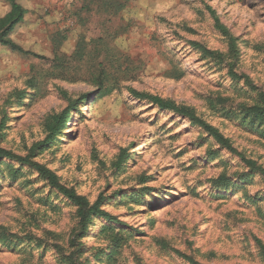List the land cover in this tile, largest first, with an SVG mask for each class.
I'll use <instances>...</instances> for the list:
<instances>
[{
  "label": "rangeland",
  "instance_id": "rangeland-1",
  "mask_svg": "<svg viewBox=\"0 0 264 264\" xmlns=\"http://www.w3.org/2000/svg\"><path fill=\"white\" fill-rule=\"evenodd\" d=\"M22 6L9 38L24 51L0 43V146L13 155L0 159V264H264L263 178L214 187L220 174L246 170L239 154L264 168V135L222 113L264 92V0H129L115 15L100 0ZM8 9L0 0V16ZM130 89L193 106L236 152ZM69 105L71 119L52 135ZM29 162L119 222L84 227Z\"/></svg>",
  "mask_w": 264,
  "mask_h": 264
},
{
  "label": "trees",
  "instance_id": "trees-1",
  "mask_svg": "<svg viewBox=\"0 0 264 264\" xmlns=\"http://www.w3.org/2000/svg\"><path fill=\"white\" fill-rule=\"evenodd\" d=\"M129 0H100L102 3L103 9L106 12H109L113 15L122 10L128 3ZM9 4L8 11L0 16V43L18 51H24L19 45L9 38V35L14 32L16 26L22 22L24 14L26 12L25 8L22 6V0H7ZM208 9L214 18L216 25L222 31H226L225 27L220 25L219 18L215 14L214 10L208 6ZM244 44H247V41H244ZM193 45L198 47L204 54H208L211 57H216V52L211 51L205 47H202L197 42H193ZM56 55L54 57V68L58 71V74H54L55 77L63 78L64 69L66 68L65 56ZM74 55L83 57L84 51L80 46L74 52ZM94 78V84L101 87L103 85L102 76H92ZM130 92L140 100H146L149 103L157 106L160 110L171 111L172 113L186 118L191 124L199 127L202 132L208 137L211 138L215 144L218 145V149H225L229 152H236L235 148L232 146V143L229 138H227L217 127L213 126L207 120H205L200 114L197 113L196 109L193 106L177 103L176 101L169 98H162L157 95L149 94L147 92H141L134 89H130ZM104 91L102 93L106 94ZM90 95L87 94L84 96V99H87ZM72 106L69 105L66 110L54 117V121L50 126L52 135L55 136L56 133L61 132L65 129L67 122L71 119L70 111ZM223 115L228 118L239 120L240 123L251 129L257 131L264 135V92H258L257 97L251 105L241 103L237 108L222 110ZM129 155V154H128ZM241 161L244 164L245 171L241 172L238 176H234L235 180L230 179L225 174H220L214 181V187L225 189L228 186H236L238 184L248 183L253 179V176L258 174L264 180V168L258 166L254 160L246 158L244 155L239 154ZM13 155L6 149L0 146V159L9 158ZM19 161H25L23 163L28 164V158H19ZM30 166L33 167L44 179L48 180L55 188H57L65 197L68 198L77 208L76 212L80 219V223L86 227V224L90 222L91 219H98L100 217H105L109 220H113L114 223L119 222L117 218L105 210L100 208V201L97 200L94 203H89L87 198L81 194H78L74 191L73 188H68L64 185H61L58 182L57 176L55 173L48 169L46 166L39 164L37 162H29ZM140 193H132L130 197H138ZM249 199V198H248ZM119 247V242H113L105 253L113 254ZM183 258L191 260L190 257L181 254ZM64 264H79L73 257L69 256L63 259ZM195 264H201L194 262Z\"/></svg>",
  "mask_w": 264,
  "mask_h": 264
},
{
  "label": "crops",
  "instance_id": "crops-1",
  "mask_svg": "<svg viewBox=\"0 0 264 264\" xmlns=\"http://www.w3.org/2000/svg\"><path fill=\"white\" fill-rule=\"evenodd\" d=\"M21 4H22V2H21Z\"/></svg>",
  "mask_w": 264,
  "mask_h": 264
}]
</instances>
